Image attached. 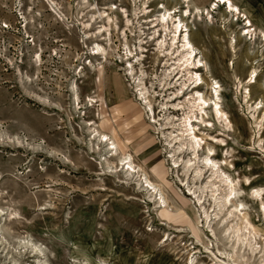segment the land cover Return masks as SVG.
<instances>
[{
    "label": "rangeland",
    "instance_id": "rangeland-1",
    "mask_svg": "<svg viewBox=\"0 0 264 264\" xmlns=\"http://www.w3.org/2000/svg\"><path fill=\"white\" fill-rule=\"evenodd\" d=\"M213 1L0 0V264H264V0Z\"/></svg>",
    "mask_w": 264,
    "mask_h": 264
},
{
    "label": "bare ground",
    "instance_id": "bare-ground-1",
    "mask_svg": "<svg viewBox=\"0 0 264 264\" xmlns=\"http://www.w3.org/2000/svg\"><path fill=\"white\" fill-rule=\"evenodd\" d=\"M186 3H187V7L189 8V9H187V10H183L182 11V13H183V15H184V13H189V12H191V13H193L195 16H199L200 18H201V10H202V8H200L199 6H193V8H191L192 6H191V0H184ZM212 7H213V9H219L220 8V6L221 5H226L227 6V10H226V12L227 13H230V12H234V11H238V12H240V7L236 4V3H234V1L233 0H214L212 3ZM162 8H165L164 9V12L160 15V18L162 19V20H164L166 17H168V16H170L173 12H176L177 10L174 8L173 10L174 11H172V9H168L167 7H162ZM230 11V12H229ZM208 14L210 15V10H208ZM248 18V17H247ZM167 19V18H166ZM249 19V18H248ZM174 22H177L175 25H174V31L175 32H179L180 31V28L181 27H185V28H183L184 29V31H186L183 35H182V42H183V46L186 48V53L184 54V55H182L181 56V59H186L185 61H189V60H191L192 59V57H193V55H194V53H196V48L193 46V44H192V42H191V40L189 39V35H188V28H187V25H185L184 24V19L182 18V17H179V18H177ZM248 30H247V33H249V31L251 30V28L250 27H252L253 26V24H252V22H251V20L249 19L248 20ZM255 29V28H254ZM253 31H255V30H253ZM251 32V31H250ZM252 33V32H251ZM176 34V33H175ZM261 34H262V38H261V40L262 41H264L263 39H264V28L263 29H261ZM254 35V34H253ZM252 35V36H253ZM255 36H256V34H255ZM256 38V37H255ZM260 40V41H261ZM188 47V48H187ZM98 54V53H97ZM38 60H40V56L38 57V59H37V61ZM199 62V61H198ZM39 64V63H38ZM196 76V77H195ZM190 79H193V80H197L198 79V73H193L192 74V77L190 78ZM74 94H76V93H74ZM76 97V96H75ZM120 98V97H119ZM202 98V97H201ZM201 98H199V99H201ZM77 100L79 101V98H77ZM200 105H201V107H203L204 106V104H202L201 102H200ZM218 107V106H217ZM116 108V107H115ZM114 108V109H115ZM113 109V110H114ZM129 111L127 110V109H124V108H122V109H120L119 111H118V114H117V116H115L114 115V121H117V119L120 117V116H122V114L123 113H125V114H127V115H131V114H129L128 113ZM218 113H222V111L221 110H217V114ZM103 116V118L104 119H107V120H110V121H112L110 118H107L105 115H102ZM91 125H92V123H90ZM90 125V126H91ZM90 132H89V135H91L92 134V136L90 137V139H91V141L93 140V142L95 141V142H97V145H100L101 143H104V142H106V141H110V142H108V144H111V147L109 148V151H110V153H111V155L112 156H116V152H114L116 149H117V146H120V144H122V145H124V143L120 140V138L118 137V135H117V130H116V128H114L113 129V133L115 134V138H116V140H114V141H111V138H109L108 137V134L107 133H100L99 132V130L97 129V127H96V125L95 126H91L90 127ZM192 133V132H191ZM198 138H197V136L195 135H193L192 137H191V141H192V143H193V145L194 146H197L200 142L197 140ZM17 143H21L20 141H18ZM107 143V142H106ZM96 144V143H95ZM20 145V144H19ZM94 149V148H93ZM212 149H209V151H211ZM92 151H94V150H92ZM130 155H126V156H124V157H121L120 159L123 161V160H125V159H127L128 157H129ZM208 159V158H207ZM71 164V163H70ZM126 164V163H125ZM129 166H130V168H132L133 167V164L132 163H130L129 164ZM149 182V181H148ZM150 183V182H149ZM151 184V183H150ZM152 185V184H151ZM233 187L232 188H230L229 187V189L227 190V192H226V194H225V196H224V199H225V201L227 202L228 201V199H229V197L232 195V193H233ZM3 210V209H2Z\"/></svg>",
    "mask_w": 264,
    "mask_h": 264
}]
</instances>
